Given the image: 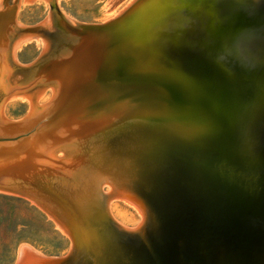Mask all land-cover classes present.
Masks as SVG:
<instances>
[{
    "label": "water",
    "instance_id": "water-1",
    "mask_svg": "<svg viewBox=\"0 0 264 264\" xmlns=\"http://www.w3.org/2000/svg\"><path fill=\"white\" fill-rule=\"evenodd\" d=\"M45 1L26 27L19 0H0V193L35 205L70 246L21 245L11 264H264V0H132L98 24ZM37 37L36 59L18 65ZM149 50L163 63L143 76ZM154 77L171 84L146 98ZM17 98L28 111L9 120ZM135 168L145 176L130 183ZM114 200L136 227L110 216Z\"/></svg>",
    "mask_w": 264,
    "mask_h": 264
},
{
    "label": "rangeland",
    "instance_id": "rangeland-1",
    "mask_svg": "<svg viewBox=\"0 0 264 264\" xmlns=\"http://www.w3.org/2000/svg\"><path fill=\"white\" fill-rule=\"evenodd\" d=\"M19 0L15 21L22 26L32 27L42 21L48 12L44 0H33L30 4ZM132 0H56L60 12L70 21L80 24H98L115 17ZM42 49L36 40L26 42L15 53L18 65L33 62ZM47 91L40 97L45 98ZM39 104V98L37 100ZM28 111L23 102H15L3 109L7 119H19ZM132 212L131 210L129 211ZM110 216L120 225L135 227L136 219L130 215L118 217L109 208ZM131 220V221H130ZM133 220V221H132ZM31 246L38 252L50 256H65L69 251L70 240L56 228L54 222L28 201L0 193V264H11L19 246Z\"/></svg>",
    "mask_w": 264,
    "mask_h": 264
},
{
    "label": "snow or ice",
    "instance_id": "snow-or-ice-1",
    "mask_svg": "<svg viewBox=\"0 0 264 264\" xmlns=\"http://www.w3.org/2000/svg\"><path fill=\"white\" fill-rule=\"evenodd\" d=\"M156 3H164L167 4L168 6H174L177 4H182L183 0H155ZM152 43L151 39L145 40L142 42L141 45L139 46H144L147 47ZM163 63V61H156L153 59L152 52L149 50L145 53L144 56V71L141 73L143 76H152L151 69L158 67L159 64ZM155 78V77H154ZM155 86L153 89L149 90L145 96L146 98H152V97H157V96H162L164 93L162 90H166L170 84L171 81L170 79L167 78H155ZM142 111H155L158 112L159 109L154 106V105H146L142 108ZM145 133L149 131V129L144 130ZM157 154L158 156L164 160V159H169L175 155L173 149L171 146L164 140H159L157 141ZM145 176V170H142L140 168H135L130 170L129 172V182H133L136 180H142ZM119 238L117 237V241Z\"/></svg>",
    "mask_w": 264,
    "mask_h": 264
},
{
    "label": "bare ground",
    "instance_id": "bare-ground-1",
    "mask_svg": "<svg viewBox=\"0 0 264 264\" xmlns=\"http://www.w3.org/2000/svg\"><path fill=\"white\" fill-rule=\"evenodd\" d=\"M20 2L23 3V0H21ZM44 2H45V0H44ZM28 42H29V41H27V43H28ZM25 43H26V42H25ZM25 43L20 44V45L17 47L15 53H16L17 51H19V50L21 49V46H23ZM46 91H47V96H46L45 98H43V97H39V104L46 103V102L49 100L50 95H51V91H50V90H46ZM17 101L25 103V104L27 105V108H28V100H26V99H24V98H17V99H12V100H10V101H7L6 104L4 105L3 109L6 110L8 105L14 104V103L17 102ZM5 116H6V115H5ZM5 116H4V117H5ZM5 118H6V117H5ZM9 120H15V119H9ZM107 190H108V187H107ZM109 208H110L111 212H112L113 214H115V216H118V217H120V218H121V217L129 216V215H130L133 219H134V218L136 219V217H138V218H139V221L137 222V220H135V222H134L135 227H136V226L139 224V222H140V215H139V213L136 211V209H135L133 206H131V205L125 203V202H122V201H116V200L111 201V202L109 203ZM130 210L132 211L131 213L129 212ZM130 221H131V220H130ZM132 221H133V220H132Z\"/></svg>",
    "mask_w": 264,
    "mask_h": 264
}]
</instances>
